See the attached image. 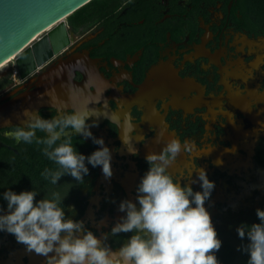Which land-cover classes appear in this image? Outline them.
<instances>
[{"label":"flooded vegetation","instance_id":"obj_1","mask_svg":"<svg viewBox=\"0 0 264 264\" xmlns=\"http://www.w3.org/2000/svg\"><path fill=\"white\" fill-rule=\"evenodd\" d=\"M63 20L67 39L57 52L41 64L34 60L25 72L16 56L0 76V117H14L0 126V215L8 212L3 196L8 190L36 191L37 202L54 191L67 193L66 218L82 220L103 240L126 215L119 211L122 201L140 207L137 188L150 167L146 155L176 138L195 144L168 171L181 186L202 191L197 172L186 176L195 167L205 169L215 184L205 208L213 211L217 234H238L243 220L264 208L262 202L252 205L243 216L238 207L246 186L255 197L264 196V135L242 147L254 139L258 125L264 126V58L258 61L259 53L264 57L258 44L264 38V0H93ZM28 95L46 100L30 110L44 119L94 110L86 123H98L90 131L111 152L112 176L106 178L102 166L86 160L83 183L70 175L56 185L45 179V169L59 166L43 154L44 145L5 135L23 126L26 109L10 108ZM72 139L86 157L100 148L82 135ZM240 159L251 164L232 169ZM223 186V197L217 198ZM132 234L109 235L105 242L118 251ZM0 264H46V257L31 256L14 235L0 231Z\"/></svg>","mask_w":264,"mask_h":264},{"label":"clouds","instance_id":"obj_2","mask_svg":"<svg viewBox=\"0 0 264 264\" xmlns=\"http://www.w3.org/2000/svg\"><path fill=\"white\" fill-rule=\"evenodd\" d=\"M91 111L94 110L44 119L38 112L25 110L27 119L23 126H17L5 135L17 143L31 144L35 140L44 145L43 154L59 166L57 170L45 169L41 173L52 185L58 184L65 175L83 183L84 176L89 173L86 160L92 167L102 166L104 176L110 178L111 152L103 138H96L90 131L91 127L98 126L97 121L92 125L86 123L93 116ZM37 131L47 133L46 138H38ZM77 135L91 138L100 148L87 157L79 154L72 139ZM156 142L159 143V139ZM194 144V140H185L181 144L172 138L159 153L146 155L150 167L137 188L140 207L130 200L122 201L119 211L126 215L110 233H104L103 240L86 229L82 220L66 218L62 201L67 193L61 195L56 191L50 198L38 202L36 191L19 194L6 191L3 196L8 202V212L0 215V231L14 235L27 251L46 257V264H219L215 253L222 242L205 208L214 182L208 179L205 169L195 167L186 176L190 179L192 172H197L202 191H194L190 185L181 186L168 171L182 151H193ZM213 148L202 153L208 154ZM128 151L132 155L138 154L136 149ZM70 211L74 214L75 209ZM256 215L260 223L250 226L242 223L237 228L239 238L247 237L249 241L238 248L249 255L247 264H264V210L257 209ZM120 233L133 234L118 251H113L105 241L109 235Z\"/></svg>","mask_w":264,"mask_h":264},{"label":"water","instance_id":"obj_3","mask_svg":"<svg viewBox=\"0 0 264 264\" xmlns=\"http://www.w3.org/2000/svg\"><path fill=\"white\" fill-rule=\"evenodd\" d=\"M91 0H0V64L13 55H17V62L21 72L26 71L33 65L34 60L41 64L54 52H57L66 41L65 20L73 11ZM54 25V26H52ZM52 26V27H51ZM51 27L49 30H46ZM45 31V34H41ZM258 44L264 48V38L258 39ZM262 55L259 53L258 61L261 63ZM259 63V64H260ZM38 97V96H37ZM33 98L32 95L25 96L23 101L10 108L14 111L16 107H24L33 110L44 104L46 100L42 96ZM14 120L8 115L0 117V126L6 125ZM252 141H243L242 147L249 148L256 142L259 136L264 135V126H259L253 131ZM216 161L220 163L217 159ZM225 164V162L220 163ZM251 163L249 159L239 160L235 166L247 169ZM227 166V164H226ZM262 183H264V171H261ZM260 184V183H259ZM262 188V184H260ZM225 187L219 188L217 198H222ZM242 193V201L238 206L242 209L256 205L262 197H255L250 187H245ZM208 211V210H207ZM210 215L212 210L208 211ZM31 256L34 252H30ZM13 255L11 254V257Z\"/></svg>","mask_w":264,"mask_h":264},{"label":"trees","instance_id":"obj_4","mask_svg":"<svg viewBox=\"0 0 264 264\" xmlns=\"http://www.w3.org/2000/svg\"><path fill=\"white\" fill-rule=\"evenodd\" d=\"M92 1L93 0H91L90 3L88 2L87 4L83 5L82 7L77 9L76 11H73V13L70 14V16L73 17V16L77 15L78 13H80V11H82V9L90 6ZM261 210H264V208H262ZM242 223L250 226L253 223H260V221L256 215V212H253L248 216V218L243 220ZM218 238L222 242L221 248L219 249L218 252L215 253L219 263H222V264H247V261L249 259V255L242 250H238V248L241 245H246L247 243H249L247 237H245L244 240H241L239 238L238 234L226 233L223 235L218 234Z\"/></svg>","mask_w":264,"mask_h":264},{"label":"rangeland","instance_id":"obj_5","mask_svg":"<svg viewBox=\"0 0 264 264\" xmlns=\"http://www.w3.org/2000/svg\"><path fill=\"white\" fill-rule=\"evenodd\" d=\"M11 63V62H10ZM10 63H8L6 66H4V67H2L1 69H0V76L3 74V72L7 69V68H9V64ZM1 91V90H0ZM264 203V197H262L261 198V200L255 205V206H257L259 203ZM243 211H244V214H243V216L247 213V211H248V208H245V209H243ZM233 220V219H232ZM233 225H234V223H232ZM229 225V224H228ZM233 225H229V226H227V228H229L230 230H235V227L233 226ZM219 264H222V263H219Z\"/></svg>","mask_w":264,"mask_h":264},{"label":"bare ground","instance_id":"obj_6","mask_svg":"<svg viewBox=\"0 0 264 264\" xmlns=\"http://www.w3.org/2000/svg\"><path fill=\"white\" fill-rule=\"evenodd\" d=\"M52 26H54V25H52ZM51 26V27H52ZM48 28H50V27H48ZM47 28V29H48ZM47 29H45V30H47ZM41 34V33H40ZM17 55H13L12 57H10L9 59H7V60H5L3 63H1L0 64V69L2 68V67H4V66H6L10 61H12V59H14L15 57H16Z\"/></svg>","mask_w":264,"mask_h":264}]
</instances>
